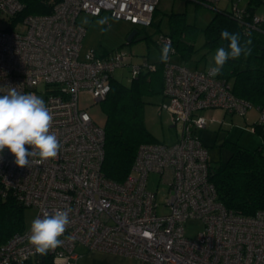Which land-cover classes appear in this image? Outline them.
<instances>
[{"label":"built area","instance_id":"obj_1","mask_svg":"<svg viewBox=\"0 0 264 264\" xmlns=\"http://www.w3.org/2000/svg\"><path fill=\"white\" fill-rule=\"evenodd\" d=\"M159 2L60 0L48 14L19 19L24 4L0 0V95L8 86L35 94L42 88L54 117L52 131L62 144L57 159L30 168L18 167L6 148L0 153V183L2 190L36 210L34 219L72 209L63 244L48 252L53 264H77L78 245L131 257L136 264H264V210L243 215L226 208L208 179V149L197 131L213 119L201 113L220 109L244 116L254 106L233 94L230 81L210 76L211 68L193 70L169 58L163 64L162 95L177 140L140 144L122 182L102 173L105 132L79 106V95L101 103L117 68H127L131 79L154 71L156 64L147 59L136 63L121 50L97 54L90 48L81 56L86 29L78 16L105 12L144 27ZM230 15L245 35H264V16L240 8L238 2H233ZM155 41L160 47L170 42L173 48L163 33ZM255 107L259 115L253 130H260L264 153V107ZM151 172L167 185L161 203L146 188ZM189 220L202 223L195 238L186 235ZM29 231L15 233L0 245V264H26L40 256L28 241Z\"/></svg>","mask_w":264,"mask_h":264},{"label":"trees","instance_id":"obj_2","mask_svg":"<svg viewBox=\"0 0 264 264\" xmlns=\"http://www.w3.org/2000/svg\"><path fill=\"white\" fill-rule=\"evenodd\" d=\"M20 1L24 8L17 18L22 19L27 15L48 14L60 0ZM247 9L251 13L254 12L250 4ZM183 17L182 14H171L170 31L164 35L171 39L175 53H179L182 59H188L193 53V44L187 42L184 37L193 38L197 31L193 25L186 24ZM223 30L239 33L242 44L247 39H251L252 43L249 45L251 54L229 59L219 76L232 82V92L235 96L248 100L254 106L264 107V35L255 32L245 35L239 22L230 15V11L217 10L204 28L205 46L209 49L221 46L227 48L229 42L221 38ZM154 63V71L141 73L131 78L128 84L113 79L110 91L100 103L106 115L103 127L105 155L101 170L104 176L113 181L122 182L126 178L140 144L157 142L143 122L144 96L162 94L163 89L164 63L160 60ZM255 131L260 133L259 129L255 128ZM225 144L229 150L228 158L216 163L210 162L209 166L208 179L215 186L218 199L226 208L243 215H252L257 210H264L262 140L260 146L253 150L232 142ZM25 208L10 192L2 190L0 183V245L13 234L26 230ZM26 264L53 262L52 257L47 254L40 255Z\"/></svg>","mask_w":264,"mask_h":264},{"label":"rangeland","instance_id":"obj_3","mask_svg":"<svg viewBox=\"0 0 264 264\" xmlns=\"http://www.w3.org/2000/svg\"><path fill=\"white\" fill-rule=\"evenodd\" d=\"M233 2H238L240 8H247L250 4L255 13L264 16V0H257V2L254 0H220L218 2H209V0H160L153 14L152 23L144 27L134 26L127 21L110 17L105 12L94 17L81 13L77 21L86 28L81 56L90 48L100 53L121 50L127 54H132L133 61L136 63H140L144 59L149 62H156L159 60L162 47L158 46L155 40L160 34L169 33L171 14H182L185 23L193 25L197 31L193 38L191 36L184 37L187 42L193 44V53L188 59H182L179 53H175L170 55V60L193 70L214 67L213 57L217 49H209L205 46L204 28L217 10L231 11ZM105 17H107V23L99 25L97 21ZM85 20L88 22L85 23ZM134 28L137 29V33L129 42L127 36ZM113 77L123 84L130 82L127 68H117ZM36 95L46 103L42 88L36 89ZM144 101L143 122L147 130L157 142H175L178 134L168 120L169 115L165 108L166 98L161 93H157L145 95ZM79 106L86 109L99 126L104 127L106 115L99 102L93 103L89 100L88 95L81 94L79 95ZM258 115L259 112L255 106L250 108L244 116L227 114L220 109L206 111L204 116L208 119L212 118L213 121L208 122L206 128L197 131V137L208 149L209 161L216 163L226 160L229 150L225 143L228 142L250 150L260 146L261 135L258 131L253 130ZM146 188L156 193L159 203L163 202L167 185L159 174L149 173ZM35 216L36 210L34 208H25L24 224L26 230H30L31 222ZM201 229L202 223L198 220H189L186 223V235L188 237L195 238Z\"/></svg>","mask_w":264,"mask_h":264},{"label":"clouds","instance_id":"obj_4","mask_svg":"<svg viewBox=\"0 0 264 264\" xmlns=\"http://www.w3.org/2000/svg\"><path fill=\"white\" fill-rule=\"evenodd\" d=\"M85 23L88 21L85 20ZM99 25L107 23V17L97 21ZM222 40L228 41L227 48L221 46L215 51L214 67L210 76H217L229 59H238L251 54V39L241 43L239 33L221 32ZM170 52H174L170 42H166L159 56L163 63L169 61ZM54 117L45 101L35 93H21L16 87L8 86L6 94L0 95V153L7 148L15 157L14 163L21 168L31 165H43L57 159L62 144L57 134L52 131ZM28 146V147H26ZM70 207L44 212L42 218L31 222L28 241L34 251L47 255L63 244L61 237L71 223Z\"/></svg>","mask_w":264,"mask_h":264},{"label":"crops","instance_id":"obj_5","mask_svg":"<svg viewBox=\"0 0 264 264\" xmlns=\"http://www.w3.org/2000/svg\"><path fill=\"white\" fill-rule=\"evenodd\" d=\"M82 48H83V41H82ZM95 52L97 54H105L104 51L100 53L95 50ZM205 112L206 111H203L202 112L203 114L202 113L201 114L204 115ZM172 126L175 127L174 125ZM175 130H176V133L178 134L177 127H175ZM75 250L77 254L79 255L77 264H136L135 259L131 257H124L118 254L104 252V251H97V250L91 251L81 245L76 246Z\"/></svg>","mask_w":264,"mask_h":264},{"label":"water","instance_id":"obj_6","mask_svg":"<svg viewBox=\"0 0 264 264\" xmlns=\"http://www.w3.org/2000/svg\"><path fill=\"white\" fill-rule=\"evenodd\" d=\"M136 33H137V29H132L131 31H130V33L128 34V36H127V41H131L132 40V38L134 37V35H136Z\"/></svg>","mask_w":264,"mask_h":264}]
</instances>
